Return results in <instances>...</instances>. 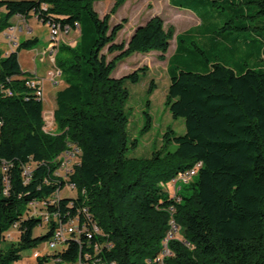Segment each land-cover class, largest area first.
<instances>
[{"label": "trees", "instance_id": "16d2710c", "mask_svg": "<svg viewBox=\"0 0 264 264\" xmlns=\"http://www.w3.org/2000/svg\"><path fill=\"white\" fill-rule=\"evenodd\" d=\"M97 1L0 0L6 11L0 16V32L12 27L16 16L31 15L50 27L80 31L74 46L60 42L57 47L55 64L65 87L56 94L52 132L45 128L41 82L29 85L34 74L20 63V52L35 48L39 38L19 40L9 53L0 46V167L5 169L0 170V264H18L22 251L51 238L56 222L51 220L50 231L35 236L42 219L26 217L28 205L69 184L78 196L64 197L48 210L59 213L63 222L77 215L85 221L89 214L90 229L94 222L111 243L100 262L264 264V66L242 73L219 61L205 72L169 66L166 104L174 118L185 120L186 133L177 135L169 127L150 157H129L127 151L139 140L131 141L128 132V84L139 83L146 69L122 77L113 72L134 53H166L174 29L153 16L129 41L118 42L126 20L111 26L110 16L128 0H115L103 17L94 7ZM187 1L225 15L228 25L223 30H253L264 41V0L171 4L189 7ZM183 37L177 36L174 55L180 49L195 52L182 45ZM146 114L148 127L151 117ZM72 145L80 149V161L64 179L56 174L58 157ZM30 163L35 165L27 181L23 171ZM197 163L193 192L182 195L178 189L177 197H171L163 185ZM172 221L182 238L173 235L167 244L170 254L164 256ZM16 223L19 239L10 242L7 234ZM82 240L83 245L72 241L61 253L64 264L83 261L86 251L99 255V247H89L86 234Z\"/></svg>", "mask_w": 264, "mask_h": 264}, {"label": "rangeland", "instance_id": "374dc122", "mask_svg": "<svg viewBox=\"0 0 264 264\" xmlns=\"http://www.w3.org/2000/svg\"><path fill=\"white\" fill-rule=\"evenodd\" d=\"M186 3L189 7L172 6L170 0H128L115 13H111V26L126 20L124 28L118 34V42H127L132 29L138 23H144L153 16H160L167 29L169 27H173L174 29V36L170 41V47L166 53L160 51L134 53L121 61L117 69L113 72L114 77H122L135 70H140L141 68L146 69V73L143 74V78L139 83L128 84L130 90V98L126 107L129 116L128 132L131 141L134 139L139 140L137 147H132L127 151L129 157H150L153 151L162 145V137L169 127L175 130L177 135L186 133L185 120L183 118H174L166 104L171 83L169 66L205 72L211 68V63L219 61L233 68L238 73H242L248 68H260L264 66V41L255 31L223 30V27L228 25L225 15L217 11H209V8L203 4L195 6L192 4L193 2L187 1ZM114 4L115 0H101L95 2L94 7L100 16L103 17L111 12ZM5 12V8H2L0 16ZM11 22L18 28L23 27L24 32L20 34L22 35L20 40L27 38L26 32L28 27L33 29V36L39 38V42L33 49L41 48L44 45L47 47L49 45L51 29L48 25L35 19V17H29L25 21L22 20V17L18 16L13 18ZM10 28L0 32V38L2 39L1 48L5 52L15 49L17 46L16 43L18 42L14 34H19V31L16 28L15 32H11L9 30ZM5 34H7L8 39L12 40H9L10 45L9 43L7 45L4 41ZM180 34H184L182 45L187 49H194L195 52L180 49L174 55L177 47V36ZM79 35V29L70 30L69 33L61 30L55 42L59 44L60 42H65L66 44L74 46L77 40H80ZM12 42L13 44H11ZM195 44L205 54L197 50ZM44 49H37L34 52L35 61L32 60L33 58L30 59L27 56L26 51L29 50L23 51L20 55V63L25 69H33L35 65L37 72H34V74L40 78H44L45 82L47 80V90L44 94V119L46 131L52 132L56 128L54 121L56 101L53 99L55 91H50L49 89V83H51L49 78L57 74L59 69L55 64L56 55L54 56L53 53L48 51L43 56ZM113 56L114 54H111L109 58ZM171 57L172 60L170 61ZM55 78L58 80V85L60 80H63L61 76ZM57 84L55 83L56 86ZM64 86L65 82H62L60 88ZM146 112L151 117L148 127V116ZM145 127L147 128L145 129ZM175 147L176 145H172L170 148L174 150ZM74 151H76L75 147ZM70 159H74L73 161L76 160L73 155H71ZM1 169L5 170L0 167ZM197 178L198 176L196 174L189 181L178 180L177 189L181 186L179 189L180 194L188 195L192 193L191 186ZM166 190L171 197H177V192L172 181L167 184ZM62 193L65 198H76L78 196V190L76 188L65 187ZM46 231V226H41L36 228L34 235L41 236ZM11 234L15 238L12 241H16L18 233L11 230ZM174 237L182 238L179 231L175 233ZM3 245L5 246L6 243ZM32 252L33 249L27 251L28 254Z\"/></svg>", "mask_w": 264, "mask_h": 264}, {"label": "built area", "instance_id": "2783aa9c", "mask_svg": "<svg viewBox=\"0 0 264 264\" xmlns=\"http://www.w3.org/2000/svg\"><path fill=\"white\" fill-rule=\"evenodd\" d=\"M19 30L17 26L15 28L9 29L11 32H15V30ZM50 42L47 47L43 50V56L50 51V53H56L57 51V45L59 43L55 42L58 39V33L61 31V28L53 26L50 27ZM69 31V29L64 30ZM10 33V32H9ZM10 38V37H9ZM10 41H12L10 39ZM13 44V42L11 43ZM57 75V76H56ZM61 76V71L59 70L57 74H55L53 77L49 78L54 83H58V80L55 77ZM28 79H35V81H42L43 84H45V79L40 78L34 74V76L29 77ZM27 80V79H26ZM27 83V81H26ZM34 90V88H32ZM11 93V92H9ZM34 93L37 95V91L34 90ZM74 147L75 150L74 151ZM71 155L74 156L76 159H70ZM58 161L60 162V168L57 171V175L63 177L64 179H68V176L70 173L73 172L74 166L76 165V161H80V149L76 145H72L68 149V156H59ZM71 163V166H70ZM35 163H30L25 165L24 167V173H26L28 179H30L31 172L34 168ZM199 169V163L196 164L194 168L190 170V172L185 173V175H181L180 177H177V179L172 180L173 186L176 189V192L178 189H180V186L177 189V181L183 180V181H189L194 175L197 174ZM164 187H167V184L163 185ZM66 187H70L74 189V185H67ZM63 190H58L55 193L51 194L45 199L41 200H35L33 203H29L28 210L26 213V217H40L42 219V225L46 226L47 231H50L48 229V225L51 220H54L56 222V227L54 229V233L51 236V238L44 240L40 242L38 245L33 246L29 249H25L22 251V260L18 264H64V258L62 257L61 253H64V251L68 250L69 244L72 241L77 242L79 245H83L82 237L84 234H86V237L88 238V245L89 247H99V255L97 256H90L88 255V251H86V255L83 257V261L77 262L76 264H107V262H100V255L103 253L104 248L111 247V243L107 240H105L103 237L104 235H101L98 233L97 225L94 224V222H91L92 229H90L88 223L91 219L90 215L88 214V218L85 221H81V217L79 215L70 218L67 222H63L61 219V216L59 213H50L49 212V206H59L61 200L63 197ZM50 206V207H51ZM87 211V209L85 208ZM20 225L19 223H16L11 230H14L18 233V237L16 238V241L19 239L20 234ZM11 230L7 234L8 241H12L15 238L12 237ZM177 232L176 225L174 221H172V229L171 233H169V237L165 240V251L164 256L169 255L170 251L167 247L168 240L170 238H173V235ZM94 236H97L99 239H97L95 242H92ZM13 241V242H16ZM85 244V243H84ZM2 248V245L0 243V250ZM33 252L31 254H28L27 251L32 250ZM163 263V257L159 259Z\"/></svg>", "mask_w": 264, "mask_h": 264}, {"label": "crops", "instance_id": "0c3cea01", "mask_svg": "<svg viewBox=\"0 0 264 264\" xmlns=\"http://www.w3.org/2000/svg\"><path fill=\"white\" fill-rule=\"evenodd\" d=\"M126 2H128V1H126ZM170 4H171V0H170ZM172 5V4H171ZM173 6V5H172ZM0 12H2V8L0 7ZM16 17H18V16H16ZM20 17V16H19ZM31 17H35V19H38L36 16H34V15H31L30 16V18ZM29 19V18H28ZM28 19H25V18H22V20H25V21H27ZM145 23V22H144ZM141 24H143V23H138L133 29H132V31H131V34H130V37H129V39H128V41L130 40V38H131V36L133 35V33H134V31H135V29L139 26V25H141ZM47 25V24H46ZM49 26V25H48ZM50 27V26H49ZM12 28H15V25H13V27H11L10 29H12ZM51 29V28H50ZM19 34H14V36H15V39L17 38L18 39V42H19V40L21 39V36L22 35H20V34H23V27L21 26L20 28H19ZM70 32V30L69 31H66V33H69ZM7 34H5L4 35V41H5V43L8 45V43H9V45H10V42H9V40L10 39H8L7 37L8 36H6ZM26 35H27V38L28 37H32L33 36V29L32 28H30V27H28V30H27V32H26ZM0 46H1V44H2V39L0 38ZM17 42V43H18ZM17 43H16V45H17ZM45 46L46 45H44L43 47H41V48H37V49H42V48H45ZM59 45H57V47H58ZM37 49H30L29 51H26V50H22L21 52H20V54L19 55H21L22 54V52L23 51H26L27 53V56L30 58V59H32V60H34V56H35V54H34V52L35 51H37ZM13 50H15V49H11V50H9V51H7L6 53H9V52H11V51H13ZM56 53H57V51H56ZM56 53H54V56L56 55ZM39 54V53H38ZM41 54H42V52H41ZM35 61V60H34ZM41 61V60H40ZM21 67H22V65H21ZM22 69L25 71H27V72H29V73H33L34 74V72H37V68L35 67V65H34V67H33V69H25L24 67H22ZM50 81V80H49ZM41 82V87H42V89H43V91H44V93L46 92V90H47V80H46V82H45V84H43L42 83V81H40ZM51 83H49V85H50V87H49V89H50V91H55L54 92V96H53V99H55V101H56V94H57V92L59 91V90H61L62 88H60L61 87V83L62 82H64L63 80L61 81L60 80V82H59V85L57 84V86L55 85V83H53L52 81H50ZM45 85V86H44ZM65 87V86H64ZM63 87V88H64ZM60 88V89H59ZM52 99V100H53ZM55 109H56V107H55Z\"/></svg>", "mask_w": 264, "mask_h": 264}, {"label": "bare ground", "instance_id": "6f19581e", "mask_svg": "<svg viewBox=\"0 0 264 264\" xmlns=\"http://www.w3.org/2000/svg\"><path fill=\"white\" fill-rule=\"evenodd\" d=\"M35 83H38L37 81H32L31 83L30 82H28V84L29 85H35ZM61 156H68V150H66ZM79 161H76V163H78ZM199 166H200V164H199ZM24 172V171H23ZM24 175H25V177H26V180L28 181L29 179H28V177H27V175H26V173H24ZM33 202H35V201H31L30 203H33ZM96 249H98V248H96ZM80 261H82L81 259H79L77 262H80ZM76 262V263H77ZM75 263V264H76Z\"/></svg>", "mask_w": 264, "mask_h": 264}]
</instances>
